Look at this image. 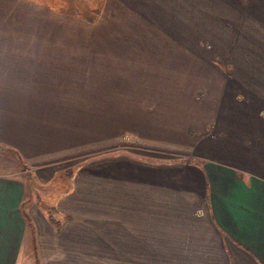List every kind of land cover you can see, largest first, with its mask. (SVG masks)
<instances>
[{
	"label": "crops",
	"instance_id": "1",
	"mask_svg": "<svg viewBox=\"0 0 264 264\" xmlns=\"http://www.w3.org/2000/svg\"><path fill=\"white\" fill-rule=\"evenodd\" d=\"M48 1L0 0V264H264V0Z\"/></svg>",
	"mask_w": 264,
	"mask_h": 264
},
{
	"label": "rangeland",
	"instance_id": "2",
	"mask_svg": "<svg viewBox=\"0 0 264 264\" xmlns=\"http://www.w3.org/2000/svg\"><path fill=\"white\" fill-rule=\"evenodd\" d=\"M41 2H49L48 0H39ZM70 1L71 5L76 3H89V0H68ZM36 2V1H34ZM55 2V1H54ZM38 3V2H36ZM80 7V6H78ZM72 9H70L69 11H71ZM105 145V144H104ZM120 146H126L125 149L122 150H130L127 147H131L132 151L134 150V152H141V150H137L134 147H137L138 145L135 142H130V143H125V144H121ZM100 150L98 151H92V150H84L82 156H76L75 158L71 156V158H66L64 160H61V162H59V164H57L56 166L58 167H63L64 169L62 171H60L58 173V177H56V179H54L51 183L47 182V181H42V180H36V176L35 180L33 181V183L40 185V188H36L35 187V192H34V196L35 199H44L45 202H47V200H49L50 202L53 201V199L57 198L58 195H60V191L56 190L57 186H55L54 182L56 183H66V182H70L69 179L71 178V176L69 175V173H72V170H74L76 167L78 166H89L91 164L92 160H96L98 158H101L103 156V154L106 152L105 150H101V148H99ZM118 150V149H117ZM1 156V155H0ZM58 179V181H57ZM64 187V186H63ZM61 190V189H60ZM46 209H50L48 206H45ZM43 211V210H42ZM45 212V210H44ZM48 213V211H47ZM40 262L41 259L40 257L36 258V261Z\"/></svg>",
	"mask_w": 264,
	"mask_h": 264
},
{
	"label": "trees",
	"instance_id": "3",
	"mask_svg": "<svg viewBox=\"0 0 264 264\" xmlns=\"http://www.w3.org/2000/svg\"><path fill=\"white\" fill-rule=\"evenodd\" d=\"M85 9L83 8L82 11H84ZM95 10V13L97 14L99 12V10L97 9H94ZM96 14L93 15V19L95 18ZM87 19H92V16H88ZM1 148V147H0ZM69 175H71V172L69 173ZM50 209H48V214L50 216V218L54 215V211H55V208L52 206V207H49ZM53 221V220H52Z\"/></svg>",
	"mask_w": 264,
	"mask_h": 264
},
{
	"label": "clouds",
	"instance_id": "4",
	"mask_svg": "<svg viewBox=\"0 0 264 264\" xmlns=\"http://www.w3.org/2000/svg\"><path fill=\"white\" fill-rule=\"evenodd\" d=\"M24 2H30V0H24Z\"/></svg>",
	"mask_w": 264,
	"mask_h": 264
}]
</instances>
